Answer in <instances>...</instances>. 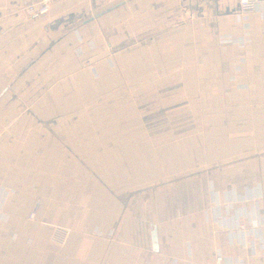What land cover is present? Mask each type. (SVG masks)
I'll use <instances>...</instances> for the list:
<instances>
[{
	"label": "crops",
	"instance_id": "crops-1",
	"mask_svg": "<svg viewBox=\"0 0 264 264\" xmlns=\"http://www.w3.org/2000/svg\"><path fill=\"white\" fill-rule=\"evenodd\" d=\"M33 1L0 0V264H264V13Z\"/></svg>",
	"mask_w": 264,
	"mask_h": 264
},
{
	"label": "built area",
	"instance_id": "built-area-1",
	"mask_svg": "<svg viewBox=\"0 0 264 264\" xmlns=\"http://www.w3.org/2000/svg\"><path fill=\"white\" fill-rule=\"evenodd\" d=\"M59 0H36L29 3L26 6V10L33 15H44L47 14L54 3ZM253 11H261L264 13V0H239V14L242 16L250 15ZM39 209V204L36 203L30 213V218L34 219L37 211ZM59 250L64 248V239L59 241L57 244ZM217 264H225V258L221 253L216 255ZM237 263L243 264L245 262L244 258H237Z\"/></svg>",
	"mask_w": 264,
	"mask_h": 264
},
{
	"label": "water",
	"instance_id": "water-1",
	"mask_svg": "<svg viewBox=\"0 0 264 264\" xmlns=\"http://www.w3.org/2000/svg\"><path fill=\"white\" fill-rule=\"evenodd\" d=\"M153 241L156 243L155 248H157V235L155 232L153 233Z\"/></svg>",
	"mask_w": 264,
	"mask_h": 264
}]
</instances>
